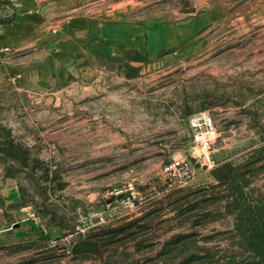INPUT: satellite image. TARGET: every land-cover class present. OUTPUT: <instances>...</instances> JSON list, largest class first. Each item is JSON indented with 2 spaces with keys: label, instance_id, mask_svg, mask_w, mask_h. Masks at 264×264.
Returning <instances> with one entry per match:
<instances>
[{
  "label": "rangeland",
  "instance_id": "obj_1",
  "mask_svg": "<svg viewBox=\"0 0 264 264\" xmlns=\"http://www.w3.org/2000/svg\"><path fill=\"white\" fill-rule=\"evenodd\" d=\"M112 1L121 0H109V4ZM124 2V17L136 23L162 21L166 27L177 29L188 27L204 14L206 27L187 40H179L178 32L163 29L162 40L174 45L148 63L138 79L123 81L110 73L94 81L88 73L80 74L58 96L60 106L48 109L44 105L33 111L39 121L45 117L59 119L64 123L60 127L65 135L52 134L54 125H47L45 130L50 134L45 137L54 138L55 143L22 142L59 176L57 184L66 183L63 190L57 188L59 192L53 201L62 210L66 207L67 214L73 217L75 231L83 215L100 211L111 197L125 196L128 184L134 185L139 201H135L133 208L109 211L106 218L117 215L116 218L89 228L84 235L74 232L60 239L58 230L49 231L39 219L33 228L48 231L49 242L34 241L27 251H17V247L6 250L0 254V264H98L101 259H80L83 255L75 260L71 252L74 243L100 231L103 225L118 227L125 220L140 218L156 209L159 211L142 222L146 229L123 247L134 260L154 258L173 237L192 233L194 240L185 251L169 255L174 258L178 253L176 262L192 253L205 255L207 251L211 255L208 260L238 254L233 236L235 220L232 214L225 213L224 205L212 204L180 217L178 211L190 199L181 201V207H173L185 192L212 183L203 160L192 157L189 115L203 110L214 114L219 131L210 152L214 162L224 157L242 160L259 146L264 135V0ZM4 110L0 111L2 122L6 116L9 120L16 118L15 113ZM43 128L39 126L42 132ZM181 158L191 161L193 176L185 187L169 188L163 168ZM3 176L0 168V189L14 180ZM253 186L264 192V176ZM120 190L124 192L115 196ZM0 207H4L1 202ZM32 211L38 215L29 206L28 213ZM206 212L216 218L198 226L193 225L197 217L188 218ZM3 214L0 218L7 221L11 215L17 220L22 217L10 207L3 208ZM4 220L0 237L9 241V235L20 224L12 226L16 222L13 217L10 225ZM139 242L145 247L138 249Z\"/></svg>",
  "mask_w": 264,
  "mask_h": 264
},
{
  "label": "crops",
  "instance_id": "obj_2",
  "mask_svg": "<svg viewBox=\"0 0 264 264\" xmlns=\"http://www.w3.org/2000/svg\"><path fill=\"white\" fill-rule=\"evenodd\" d=\"M108 1L0 0V108L17 115L11 120L6 115L2 117L19 140L55 143L54 138L46 139L50 134L45 130L47 125H54L52 134L65 135L60 127L64 123L59 119L45 117L39 121L33 111L44 105L48 109L60 106L58 96L66 91L71 80L77 81L84 73L94 81L110 73L123 81L138 79L148 63L174 45L162 40L163 29L178 32L179 40H187L206 27L204 14L188 27L177 29L176 26L166 27L162 21L136 23L123 15L127 2L109 4ZM123 50L141 54L148 61H110L121 58ZM123 63L137 67L138 75L128 78L124 72H119ZM39 126L44 127L43 132ZM207 171L212 183H216L211 169ZM20 200L18 185L11 180L0 189V202L4 204L0 213ZM14 210L22 215L18 220L15 215H11L10 221L4 216L0 218V226L4 219L5 224L10 225L12 217L16 220L12 226L20 224L9 235V241H5V236L0 237V254L16 247L17 251L20 248L27 251L34 241L47 240L49 236L48 231L33 228V222L28 219L29 207Z\"/></svg>",
  "mask_w": 264,
  "mask_h": 264
},
{
  "label": "trees",
  "instance_id": "obj_3",
  "mask_svg": "<svg viewBox=\"0 0 264 264\" xmlns=\"http://www.w3.org/2000/svg\"><path fill=\"white\" fill-rule=\"evenodd\" d=\"M124 59L148 61L141 54L133 55L128 50H123L121 58H113L110 61L122 62ZM118 70L124 72L128 78L136 77L139 73L137 67L128 65V63L121 64ZM0 168L3 170L5 179L18 181L21 200L11 205L10 208L20 209L33 206L49 231L58 230L60 232V239L75 232L73 217L67 214L66 207L62 210L60 205L53 201V197L59 192L57 190L59 176L53 174L50 166L39 159L31 147L19 140L13 134V130L1 121V118ZM210 173L216 183L185 192L175 201L178 204L173 209L181 207L179 203L187 198L190 200L183 209H179V217L212 204L224 205L225 213L232 214L235 220L233 236L238 254L225 255L221 259L212 257L208 260V256L211 255L207 251L205 255L192 253L189 257L176 262L178 253L185 251L193 242L194 234L192 233L173 237L154 258H148L143 262L134 260L131 253L123 247L129 240L135 241L138 234L146 229L142 222L151 213L159 211L156 209L140 218L125 220L118 227H113L112 224L101 226L100 231L91 233L86 238L99 241L104 247H110L111 252L101 260L90 254H84L80 259L86 257L95 259L97 262L100 260L98 264H190L194 262L199 264H264V192L261 188L253 186L261 176H264V135L261 137L259 146L240 161H235L230 157L215 159V165ZM21 180L28 181V184ZM117 198L120 197H111L106 202ZM76 207L77 203H74V209ZM193 216L197 217L193 222L194 226L216 218L215 215L211 216L207 212L194 213L188 218ZM137 246L141 249L143 244L139 242ZM174 251L178 253L171 258L169 255Z\"/></svg>",
  "mask_w": 264,
  "mask_h": 264
},
{
  "label": "built area",
  "instance_id": "obj_4",
  "mask_svg": "<svg viewBox=\"0 0 264 264\" xmlns=\"http://www.w3.org/2000/svg\"><path fill=\"white\" fill-rule=\"evenodd\" d=\"M188 123L194 150L192 157L202 159L206 168L212 169L215 162L210 157V152L219 132L214 114L211 110L194 112L189 116ZM163 173L165 174L169 188L185 187L193 176V166L191 161L187 158L174 159L164 166ZM122 192L124 191L120 190L116 191L114 194L115 196H118ZM125 192V196H121L116 200L108 202L100 211L83 215L75 233L84 235L89 228L97 226L98 224H105L106 219L110 220V218H116L117 215H111L110 218H106L107 214L110 213L109 211L123 210L127 207L133 208L135 201L138 199L134 185L128 184ZM28 219L36 226L40 218L34 211H32V213H29Z\"/></svg>",
  "mask_w": 264,
  "mask_h": 264
},
{
  "label": "water",
  "instance_id": "obj_5",
  "mask_svg": "<svg viewBox=\"0 0 264 264\" xmlns=\"http://www.w3.org/2000/svg\"><path fill=\"white\" fill-rule=\"evenodd\" d=\"M59 190H63L66 186V183L57 184ZM110 247H104L99 241L82 239L74 243L72 247V254L74 255L75 260L84 254H90L98 259H102L110 252Z\"/></svg>",
  "mask_w": 264,
  "mask_h": 264
}]
</instances>
